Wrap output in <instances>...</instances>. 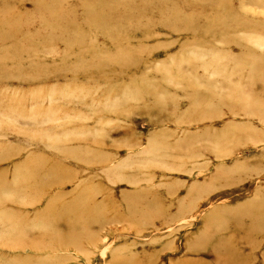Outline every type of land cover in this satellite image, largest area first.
Segmentation results:
<instances>
[{
	"label": "rangeland",
	"instance_id": "1",
	"mask_svg": "<svg viewBox=\"0 0 264 264\" xmlns=\"http://www.w3.org/2000/svg\"><path fill=\"white\" fill-rule=\"evenodd\" d=\"M213 242L264 264V0H0V264Z\"/></svg>",
	"mask_w": 264,
	"mask_h": 264
},
{
	"label": "bare ground",
	"instance_id": "2",
	"mask_svg": "<svg viewBox=\"0 0 264 264\" xmlns=\"http://www.w3.org/2000/svg\"><path fill=\"white\" fill-rule=\"evenodd\" d=\"M106 4V3H105ZM115 10H117L118 9V7L117 8H114ZM55 12V11H54ZM56 14V13H55ZM55 16V15H54ZM78 192H80V194L78 195L77 194V196H78V198H82V196H83V194H87V195H91L89 192H88V190H87V188H86V186H83L82 184H80L79 185V188H78ZM68 200H66V201H64V200H60V199H56V201H55V204L54 205H52V209H51V213H52V215H54L55 214V216H58V219L60 220V221H64L66 224H67V222L69 221H71V219L70 218H73L74 219V214L73 215H67L69 212H76V211H73V209H75V207L73 206V203L72 204H70V206H72V209L71 208H64L65 206H66V202H67ZM73 202L75 201V200H72ZM249 214V212H246V214L245 215H248ZM213 215V214H212ZM212 215H209L208 216V219H210L211 220V218H212ZM217 219H218V217H217ZM231 219H233V218H231ZM208 248L209 249H211V250H213L214 251V259H213V261H212V263L213 264H234L235 262H234V260L236 259L235 257H233L234 256V253L235 252H233V251H231V249L230 248H228L227 246H225L224 245V243H216V244H214V242L213 243H211L209 246H208ZM232 248V247H231ZM189 249H191V248H189ZM241 253L243 254V256L247 259V260H250L249 258L251 257V256H248V255H250V252H248L247 251V255H246V253H245V251L243 252V251H241ZM242 256V257H243ZM243 257V260L245 259ZM245 259V260H246ZM238 260H241V258H238Z\"/></svg>",
	"mask_w": 264,
	"mask_h": 264
}]
</instances>
